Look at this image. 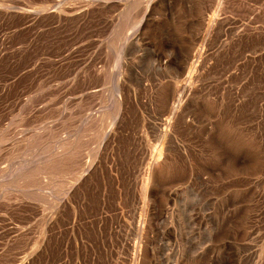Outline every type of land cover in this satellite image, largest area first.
I'll return each instance as SVG.
<instances>
[{"label": "rangeland", "instance_id": "1", "mask_svg": "<svg viewBox=\"0 0 264 264\" xmlns=\"http://www.w3.org/2000/svg\"><path fill=\"white\" fill-rule=\"evenodd\" d=\"M0 264H264V0H0Z\"/></svg>", "mask_w": 264, "mask_h": 264}, {"label": "bare ground", "instance_id": "2", "mask_svg": "<svg viewBox=\"0 0 264 264\" xmlns=\"http://www.w3.org/2000/svg\"><path fill=\"white\" fill-rule=\"evenodd\" d=\"M194 56H196V55H194ZM189 57H190V55H189ZM188 61V60H187ZM179 87V86H178ZM178 87H176L174 90H173V92H172V94H171V96H170V98H169V111L171 112V113H173L174 114V116H178V115H180L179 113H180V110L179 109H181V108H179V109H177L176 108V106H175V101H176V97H177V94L181 91V88H178ZM183 91H184V89H182ZM155 166V165H154Z\"/></svg>", "mask_w": 264, "mask_h": 264}]
</instances>
